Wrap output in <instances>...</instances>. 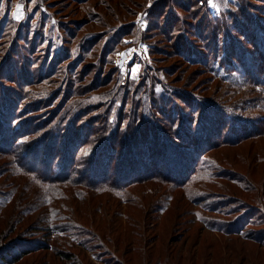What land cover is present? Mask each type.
<instances>
[{"label": "rangeland", "instance_id": "obj_1", "mask_svg": "<svg viewBox=\"0 0 264 264\" xmlns=\"http://www.w3.org/2000/svg\"><path fill=\"white\" fill-rule=\"evenodd\" d=\"M213 2L215 8L209 0H0V120H8L11 108L17 117L13 126L28 114H39L41 108L35 106L41 93L55 90V105L42 106L46 110L40 116L72 103L70 113L61 117L63 124L70 116H75V127L91 124L86 116L105 106L111 82L120 94L127 88L137 96L147 69L160 79L151 89L160 113H175L187 122V99H211L240 111L237 103L253 97L249 86L232 78L230 88L223 80L238 76L245 57L236 62L223 57L220 66L215 59L223 80L211 77L197 64L202 53L195 46L202 34L187 33L194 29L187 11L206 12L212 19L209 27L229 31L239 46L233 44L234 52L244 56V50H251L246 43H264V0ZM156 4L161 12L171 13V24L178 27L175 35L165 30L166 16L152 9ZM255 5L262 8L258 13L249 10ZM202 43L209 49L222 45L214 39ZM14 45V52L20 47L27 52L4 61V50ZM33 93H38L36 103L29 97ZM112 102L115 118L131 104L130 99ZM140 103L134 98L131 108L140 110ZM81 154L90 156L89 147L78 149L75 156ZM194 168L197 173L188 183L179 181L180 187L150 181L122 195L91 193L84 201L65 191L50 205L44 203L42 211L27 212L31 205L40 206L33 202L42 190L26 177L12 178L10 166L0 161V194L9 190V183L19 185L11 203L0 205V246L19 237L33 246L15 264H264V138L199 156ZM216 208L219 213H209ZM41 212L48 227L38 223ZM216 221L227 229L238 228L240 235L209 231L218 226Z\"/></svg>", "mask_w": 264, "mask_h": 264}, {"label": "trees", "instance_id": "obj_2", "mask_svg": "<svg viewBox=\"0 0 264 264\" xmlns=\"http://www.w3.org/2000/svg\"><path fill=\"white\" fill-rule=\"evenodd\" d=\"M164 3L165 1L159 3L163 5L161 10L165 9ZM159 5L152 7L155 13L158 11L157 15L161 12ZM198 9L187 11V15L191 16L189 21L194 25V29H187V33L195 34L197 37L202 34L195 46L202 56L199 61L195 58L190 60L197 61L211 77L222 81V75L213 64L214 60L219 59L217 65L220 66L223 57H229L230 61L235 62L245 57V60L239 62L238 76L224 78L223 81L232 88L230 86L232 78L243 79L244 85L249 86L252 99L237 103L241 107L240 111L233 105H216L211 99L198 102L187 99V103L190 104L187 122H184L175 113L172 115L165 111L160 113L155 108L153 103L156 97L151 89L160 79L152 74L151 69L146 68L147 76L142 77L138 84L143 86L136 89V95L142 100L140 103L142 106L137 111L131 108V104L132 100L138 97L126 92L127 88H123L124 92L120 94L121 89L112 82L108 90L111 93L106 94V98L109 99L105 106L101 107L98 114L86 116L91 124L75 127L73 125L75 116H70L63 124L61 117L70 113L74 106L72 103L57 105L56 109L49 111L46 116H40L46 110V106H42L55 105L59 98L57 92L54 93L55 90L41 93L43 98L38 101L40 105L35 107H40L42 112L28 114L22 122L14 126L11 123L17 120V117L11 108L5 118L8 120H0V161H5L10 166L12 178L26 177L31 184L42 190L43 193L33 202L39 203L40 206L31 205L35 209L28 207L27 212L42 211L44 203L50 205L65 191L74 195L77 200L84 201L91 193L108 190L116 195H122L127 188L150 181H162L180 187L179 181L188 183L191 176L197 173L195 171L197 168L193 170L192 165L199 156H207L218 149L234 148L245 142L264 138V43L258 42L254 46L252 43H246L245 46L251 50H244L247 53L244 56L234 52L233 44L239 47L234 41L235 37H228L230 32L225 29L209 27L212 24L211 16L206 12L201 15ZM261 9L258 5L249 8L255 13ZM161 13L166 16L165 30H169L171 36L175 35L178 27L175 23L171 24L173 22L171 13L165 14L164 11ZM236 15L238 13L234 16ZM204 27L205 31H202ZM230 31L233 32V28ZM208 39H214L222 45L218 48L214 45L209 49L207 44L202 43L205 40L208 42ZM178 41L179 34L175 43ZM14 47L17 46H10L4 50V55L6 54L4 61L9 62L10 58L19 57L22 51L27 52L21 47L14 52ZM187 47L190 45L187 44ZM242 48L244 49V45ZM217 49L219 51L216 52ZM188 53L190 50L187 48ZM110 78L111 76L108 79ZM0 84L1 87L4 86L2 81ZM119 89L120 93L117 92ZM2 94L0 92V96ZM37 95L38 93H33L29 96L34 99L33 103H36ZM96 97L101 99V93ZM119 99H130L131 103L129 108L122 112L126 122L123 127L118 122L121 120V113L118 112L115 118L111 110L114 103L112 100ZM249 110L253 113L246 115ZM83 111L88 110L81 112ZM232 124L237 126L236 130L232 128ZM18 138L20 141H17ZM83 147H89L91 155L81 154L78 158L75 154ZM228 175L232 176V179L235 178V175ZM18 186L15 182L9 183L10 192L0 194V205L6 207L11 203ZM209 213L215 214L219 211L216 208ZM56 214L55 218L58 217V213ZM49 219L52 220L50 217ZM216 222L218 226L209 228V231L223 235H240L238 228L227 229ZM38 223L45 227L50 224L42 212ZM32 252L33 246L19 237L0 246V264H15Z\"/></svg>", "mask_w": 264, "mask_h": 264}, {"label": "snow or ice", "instance_id": "obj_3", "mask_svg": "<svg viewBox=\"0 0 264 264\" xmlns=\"http://www.w3.org/2000/svg\"><path fill=\"white\" fill-rule=\"evenodd\" d=\"M209 4H210V6H212V7H214V8L216 7V5H215V3L213 2V0H209ZM17 8H18V12H19V11L21 10V6L18 5ZM16 18H17V19H20L21 16H20V15H17Z\"/></svg>", "mask_w": 264, "mask_h": 264}]
</instances>
